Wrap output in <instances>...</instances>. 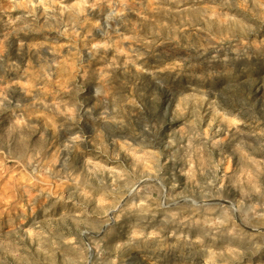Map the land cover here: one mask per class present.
<instances>
[{"label": "clouds", "instance_id": "9594fccd", "mask_svg": "<svg viewBox=\"0 0 264 264\" xmlns=\"http://www.w3.org/2000/svg\"><path fill=\"white\" fill-rule=\"evenodd\" d=\"M0 264H264V0H0Z\"/></svg>", "mask_w": 264, "mask_h": 264}]
</instances>
